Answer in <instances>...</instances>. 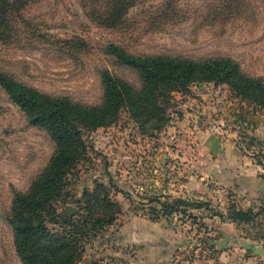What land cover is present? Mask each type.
<instances>
[{"label":"rangeland","instance_id":"rangeland-1","mask_svg":"<svg viewBox=\"0 0 264 264\" xmlns=\"http://www.w3.org/2000/svg\"><path fill=\"white\" fill-rule=\"evenodd\" d=\"M132 1L123 20L111 27L102 19L110 15L114 0H27L11 40L0 42V71L51 95L99 105L105 70L141 87L136 71L107 52L114 43L136 55L230 57L244 73L264 82V0ZM172 95L170 121L162 129L141 124L125 107L112 125L86 130L89 156L70 176L59 213L67 205L80 212L75 198L92 191L98 181L113 185L111 198L120 211L114 224L87 241L78 264H264L263 255L239 242L260 244L264 250V215L250 222L228 218L233 207L261 209L264 197L247 201L213 183L214 194L196 193L205 196L196 199L192 191L180 193L191 178L179 170L182 145L199 151L202 131L208 128L233 140L264 168V106L237 96L227 84L206 83L193 86L190 94ZM193 135L196 140H189ZM54 151L47 131L31 126L0 86V264H23L9 222L14 192L30 188ZM260 176L264 180V172ZM155 199L178 210L161 214ZM196 202L207 206H191ZM167 225L173 230L165 245L155 237ZM136 226L144 229L145 238L133 243ZM146 233L156 236L145 240ZM225 235L230 240L222 249L217 242Z\"/></svg>","mask_w":264,"mask_h":264},{"label":"trees","instance_id":"trees-1","mask_svg":"<svg viewBox=\"0 0 264 264\" xmlns=\"http://www.w3.org/2000/svg\"><path fill=\"white\" fill-rule=\"evenodd\" d=\"M26 1L0 0V42L11 40L16 16ZM133 4L132 0H114L109 5L110 15L102 22L116 26ZM107 52L136 71L141 87L105 70L102 73L104 99L99 105L51 95L0 71V86L25 113L29 124L46 130L55 143L52 157L30 188L14 192L9 222L15 249L23 264H78L87 241L117 220L120 206L111 198L113 185L103 181H98L92 191L86 189L81 199L75 198L80 212L72 217L59 216L58 203L66 198L70 176L89 156L86 130L96 131L112 125L125 107L141 124L162 129L170 121L167 112L172 94L175 91L190 94L193 86L206 83L227 84L237 96L264 106V82L244 73L233 58L195 60L168 54L136 55L114 43L107 46ZM154 202L161 214L170 216L178 210L173 203L160 199ZM205 205L196 202L191 206L203 208ZM261 214L264 215V206L257 211L233 207L228 218L250 222ZM48 223L60 228H51Z\"/></svg>","mask_w":264,"mask_h":264},{"label":"crops","instance_id":"crops-1","mask_svg":"<svg viewBox=\"0 0 264 264\" xmlns=\"http://www.w3.org/2000/svg\"><path fill=\"white\" fill-rule=\"evenodd\" d=\"M186 114L191 116L193 113ZM212 129L208 128L206 131H202L201 141L203 142L201 143L203 145H200L199 151L192 149V146L182 145V149L179 151L181 155L179 156L181 160L179 170L181 171L182 169V174H186V177H190L191 179L189 182H186V185H181L183 191L180 193H184L185 190L186 192L192 191L195 193L196 199H203L205 196L196 193L203 192L204 195H212L214 194L211 191V187L213 186L214 188H219V191L220 189H223V191H232L247 201L252 199L256 200L257 197H264V180L260 176L264 172V168L258 165L253 158L245 155L233 140L222 139ZM185 130L186 133L189 132V129L185 128ZM193 131L190 132L193 133ZM190 139L195 141L196 137L193 135L189 137ZM195 176L199 178H195ZM147 226L152 231L154 230V227H151L153 225L147 224ZM143 230L139 229V226L135 227L136 233L135 237H132L133 243L142 239L144 240ZM172 230L167 225L158 237L146 233L147 239L145 240H150V238L154 237L156 239L163 238L162 241L167 245L172 239ZM162 254L164 255V252Z\"/></svg>","mask_w":264,"mask_h":264},{"label":"water","instance_id":"water-1","mask_svg":"<svg viewBox=\"0 0 264 264\" xmlns=\"http://www.w3.org/2000/svg\"><path fill=\"white\" fill-rule=\"evenodd\" d=\"M79 212V208L77 206L74 205H67L65 207V209L59 213V216H70L72 217L73 215H75L76 213ZM230 240V236L229 235H225V239L221 242H217L222 249H225L227 247V244ZM241 243V245L247 249V250H252L256 255H263L264 256V250L262 249V247L260 246V244H254L250 241H239Z\"/></svg>","mask_w":264,"mask_h":264}]
</instances>
